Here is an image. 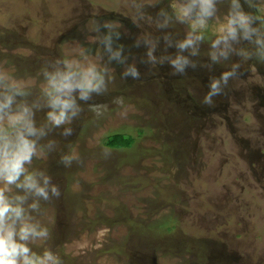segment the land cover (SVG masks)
<instances>
[{"label": "rangeland", "instance_id": "obj_1", "mask_svg": "<svg viewBox=\"0 0 264 264\" xmlns=\"http://www.w3.org/2000/svg\"><path fill=\"white\" fill-rule=\"evenodd\" d=\"M207 7L0 0V103L12 97L0 128L34 142L17 183L32 175L48 194L0 180L23 222L44 233L14 237L30 254L56 264H264V0ZM65 75L98 87L85 98L78 87L54 93L74 99L56 125L49 79ZM115 134L132 147H106Z\"/></svg>", "mask_w": 264, "mask_h": 264}, {"label": "clouds", "instance_id": "obj_2", "mask_svg": "<svg viewBox=\"0 0 264 264\" xmlns=\"http://www.w3.org/2000/svg\"><path fill=\"white\" fill-rule=\"evenodd\" d=\"M210 3L211 0H202L204 15H210L207 7ZM244 19L243 16L240 17L241 22ZM233 23H236V21L230 20V24ZM230 31H234V29H230ZM49 83L51 85L49 95L52 97L50 103L54 111L48 113V117L56 125H60L65 121L67 111L74 106V99H63L61 95H54V93L69 95L74 88L78 87L81 89V98H85L88 91L95 90L98 87L90 78H85L83 82L74 84L68 75L59 78L52 76L49 79ZM11 103L12 97H6L5 102L0 103V112L9 108ZM25 111L27 110L25 109ZM22 119V116L9 117L12 125L17 124ZM2 120L3 116H0V121ZM27 131L29 133L34 132L30 124L27 127ZM34 152V142L25 139L22 133H17V138L13 141L9 134L3 128H0V180L7 184H17V187L34 189L38 196H43L47 199L48 194L45 187L38 186L32 175H25L23 182L17 183L21 175L25 173V163L31 162ZM45 185H47V178H45ZM52 192L55 195H59L55 187L52 188ZM32 207L35 208L36 205L33 204ZM17 221H21L18 232L15 227ZM43 234V232L37 233L34 226L23 222L22 207L19 204L14 205L10 202L4 191L0 190V264H21V261L22 264H48V261H53V264H56V258L51 253L46 252L43 258L37 257L34 253L30 254V249L26 244L20 243L14 238L18 236L20 241H26L30 236Z\"/></svg>", "mask_w": 264, "mask_h": 264}, {"label": "trees", "instance_id": "obj_3", "mask_svg": "<svg viewBox=\"0 0 264 264\" xmlns=\"http://www.w3.org/2000/svg\"><path fill=\"white\" fill-rule=\"evenodd\" d=\"M133 143L134 140L132 137L115 134L107 138L106 147L109 149H129Z\"/></svg>", "mask_w": 264, "mask_h": 264}]
</instances>
